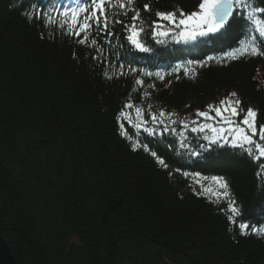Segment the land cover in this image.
<instances>
[{"label":"trees","instance_id":"obj_1","mask_svg":"<svg viewBox=\"0 0 264 264\" xmlns=\"http://www.w3.org/2000/svg\"><path fill=\"white\" fill-rule=\"evenodd\" d=\"M76 2L0 0V234L16 260L264 264V235H240L238 229L240 222L264 228L262 160L227 144L201 151L199 145L208 142L200 135L181 141L177 130L164 131L163 125H153L156 132L149 135L147 123L135 128L138 122L120 116L124 111L133 117L139 107L144 121L161 110L193 119L197 110L235 92L244 112L252 108L256 126H264V38L258 39L262 54L226 58L257 35L238 10L237 22L219 39L185 43L169 36L156 43L149 29L155 13L190 14L199 0H135L132 8L145 28L141 40L152 50L141 52L127 41L125 25L134 11L113 15V8L108 31L114 35L106 37L95 26L88 33L100 53L59 28L54 9ZM250 3L264 8V0ZM40 8L51 23L29 19ZM105 71L114 78L106 79ZM137 79L143 84L136 85ZM129 103L133 107L125 108ZM121 123L131 139L120 135ZM134 142L147 144L167 167L142 148L134 151ZM195 173L223 176L229 195L217 201L198 195L189 178ZM230 200L243 214L236 224L227 220Z\"/></svg>","mask_w":264,"mask_h":264},{"label":"snow or ice","instance_id":"obj_2","mask_svg":"<svg viewBox=\"0 0 264 264\" xmlns=\"http://www.w3.org/2000/svg\"><path fill=\"white\" fill-rule=\"evenodd\" d=\"M107 3V8H106ZM135 4V0H119L118 5L113 4L112 0H91L90 4L85 0H77L75 7H66L63 11H57L56 16L60 19L59 28L66 30L67 35H71L77 38V42L81 45H89L97 52L102 53V47L99 46L98 40L89 36L90 30L95 28L106 35L111 37L113 32L108 31L109 28V16L108 13L113 8L118 10L113 15H127L128 11H134V15L131 18V23L125 25L127 31V41L141 52H150L152 49L141 40V36L145 31L143 26V18L141 17L138 9L132 8ZM144 11H150V4L145 3L143 5ZM198 11H193L190 14H185L183 10L177 12H160L155 13L154 19L149 25L150 34L156 43H164L161 37L171 36L173 40L183 41L188 43L190 41H197L198 38H206L207 40L219 39L225 36L232 28L233 24L237 21L235 19V12L238 9L246 10V20L252 26L253 31L257 35H252L250 39L241 42L239 47H235L233 50L227 52L226 58L229 60H235L245 55L255 56L260 55L261 48L258 43L259 38H264V18L260 14H264V8H257L250 3V0H199ZM85 14V15H82ZM37 16L42 20L51 23L52 18L46 16L44 9L40 8L38 13H29V19H36ZM70 17V19H69ZM113 23H122L121 20H114ZM167 22V23H164ZM173 33H175L173 35ZM94 60H100V56H93ZM214 59L208 57V60ZM220 62V61H217ZM189 65L193 61L188 62ZM203 66V65H201ZM179 69H176L178 71ZM189 68L184 67V73L187 75ZM123 75V73H121ZM146 76H151L152 73H144ZM159 79L163 80L164 77L161 73L155 74ZM106 79H113L107 71L104 72ZM136 85H142L143 81L137 79ZM241 101L237 97L235 92L230 93L227 97L221 99L218 105H208L207 111L197 110L195 113L197 118H203L204 122H198V120L192 121L190 131L192 133H210L211 135L204 136V139L208 141L207 145L200 144L201 151H209L212 145L231 144L233 147H240L244 149L248 155H252L254 152L258 153L255 157L257 160L264 158V143L257 142L255 137L258 136L259 141L264 142V126L260 127L257 132L255 125L256 112L252 108H248L246 112L240 107ZM125 108H132L131 103L126 104ZM215 113L211 115L210 113ZM242 119H237L241 117ZM136 119L139 123L133 124L132 117L129 113L122 111L120 116L123 117L129 124H133L135 128H141L147 122L143 120V110L139 107L135 108ZM169 118V124H175V120L170 118L175 115L174 113H165L164 110L159 112V115H151V119L156 125H164L166 117ZM212 121V122H209ZM183 128H189V124L184 121L180 122ZM176 131L175 129H169L168 126L164 127V131ZM144 131L149 135H154L156 129L154 127H144ZM120 135L131 139L128 132L124 128V124H120ZM132 149H143L144 152L150 153V155L156 158V162L165 168L167 165L165 161L157 156L155 151H152L147 144H141L140 142H134L131 144ZM184 147V145H182ZM200 151H192V156H199ZM185 177L189 173H183ZM196 176H200V173H195ZM204 180H211L219 189L223 190V196L227 197L228 182L223 176L212 175L210 178L205 176ZM200 183V181H197ZM206 191L208 189H205ZM230 215L227 220L236 224L237 218L242 219L241 209L236 205L235 200H230L228 204ZM239 234L246 235L251 230L258 235H264V228H251L248 223L240 222L238 224ZM231 230V229H229Z\"/></svg>","mask_w":264,"mask_h":264},{"label":"rangeland","instance_id":"obj_3","mask_svg":"<svg viewBox=\"0 0 264 264\" xmlns=\"http://www.w3.org/2000/svg\"><path fill=\"white\" fill-rule=\"evenodd\" d=\"M198 10L199 9L197 7L196 11H198ZM238 10L239 11L243 10V12L246 13V10H244V9H238ZM238 10H236V11H238ZM164 23H167V22H164ZM131 113L132 114L134 113L133 117H132V120L139 123V121L136 119L135 109ZM210 114L213 115V116L215 115L214 112L210 113ZM145 115H146L145 112H143V120L145 119ZM148 115H149V113H147V116ZM158 115L159 114H157V116ZM242 118H243V115H241V117H238L237 119L239 120V119H242ZM170 119L171 120H175L176 123L175 124H169V118L166 115V117L164 118V120H166V123L163 125V127L168 126L171 129L177 130V133H179V138H180L181 141H184L186 138L195 137L197 135H200V138H202V139H204V136H206V135H211L210 133H207V132H205V133H192L190 131V128L192 126H194V125H192V121L193 120H198V122H204L203 118H197L195 116L193 119H188V118L185 119V118H178V117L173 115ZM148 120L151 121V123H152L151 124L149 121H146L148 127H154L155 128V126H153V125H156V124L153 123V121L151 119V114H150V117H149ZM181 121H184L185 123H188L189 124V128H183L181 123H180ZM209 122H212V121H209ZM255 125H256V123H255ZM174 126L178 127V129H176ZM260 127H262V126H260ZM260 127H257V132H259ZM155 129H157V128H155ZM254 139H256L257 142L264 143V142L259 141L258 136L255 137ZM205 141L208 142L207 140H205ZM220 145H226V144L221 143ZM227 145L232 146L230 143L227 144ZM252 155L254 157H256L258 155V153L254 152ZM260 160H262V166H261L262 171H261V173L264 176V158H261ZM189 178H190V183H191V186L193 188V191H195L198 195H202L204 197L206 196L207 198H209L211 200H214V201L225 200L226 199V197L223 196V194H222L223 190L219 189L213 182H211L210 179L209 180H204L203 177L196 176V175H193L192 177H189ZM197 181H200V183H197ZM205 189H208V190L206 191Z\"/></svg>","mask_w":264,"mask_h":264},{"label":"water","instance_id":"obj_4","mask_svg":"<svg viewBox=\"0 0 264 264\" xmlns=\"http://www.w3.org/2000/svg\"><path fill=\"white\" fill-rule=\"evenodd\" d=\"M0 264H19L4 237L0 234Z\"/></svg>","mask_w":264,"mask_h":264}]
</instances>
